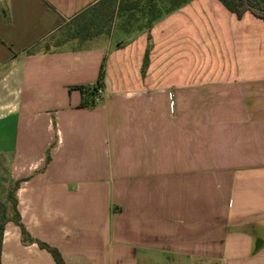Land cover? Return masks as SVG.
Returning a JSON list of instances; mask_svg holds the SVG:
<instances>
[{
  "label": "crops",
  "instance_id": "1",
  "mask_svg": "<svg viewBox=\"0 0 264 264\" xmlns=\"http://www.w3.org/2000/svg\"><path fill=\"white\" fill-rule=\"evenodd\" d=\"M100 1L0 0L19 222L65 264H264V21L190 0L148 29L80 23ZM3 235L2 264H56L13 222Z\"/></svg>",
  "mask_w": 264,
  "mask_h": 264
},
{
  "label": "trees",
  "instance_id": "2",
  "mask_svg": "<svg viewBox=\"0 0 264 264\" xmlns=\"http://www.w3.org/2000/svg\"><path fill=\"white\" fill-rule=\"evenodd\" d=\"M190 0H119L116 6V13L119 15L123 21L131 24H136L138 28L148 29L152 22L162 18L168 13L178 9ZM222 5L232 12L237 18H240L245 12H249L257 18L264 21V0H219ZM108 0H106V3ZM106 4L105 0L98 2L97 4L90 7L93 10L95 7H99L102 4ZM108 5H104L106 7ZM89 11V10H88ZM85 13V12H84ZM84 15V14H83ZM89 19L88 17H84ZM82 16V21L84 20ZM148 40L150 39L149 34H147ZM150 43L148 42L144 57L142 60L141 72L144 73L146 66L148 64V52ZM103 79V63L100 67L98 79L96 83L91 85H81L78 87L82 93L83 99L82 103L88 106H93L97 102L94 99L95 92L97 88L102 87ZM8 200L12 203L15 210V215L13 217H8L5 213L2 203H0V264L1 263V250L3 234L6 224L11 221L18 225L20 228L21 242L22 243H36L38 247L47 250L56 264H65L60 256L59 251L44 242L32 239L29 237L28 233L25 231L22 224L19 222V214L16 210V199L13 194H9Z\"/></svg>",
  "mask_w": 264,
  "mask_h": 264
},
{
  "label": "rangeland",
  "instance_id": "3",
  "mask_svg": "<svg viewBox=\"0 0 264 264\" xmlns=\"http://www.w3.org/2000/svg\"><path fill=\"white\" fill-rule=\"evenodd\" d=\"M118 2L119 0H108V2L105 4L108 6L103 7L101 10L98 9V12L96 15L86 16L89 19L84 18V20L80 23L87 24L88 22H93V25L95 28H98L99 26H101V27H104V29L106 30H109L112 25L116 27L117 23H121L122 21V18L116 13V6ZM115 20H117L118 22L117 21L115 22ZM68 24H69L68 27L70 30L64 33L65 36H70L73 34V31H72L73 22L70 21ZM111 39L113 42H115L117 39L116 34L112 35ZM2 179H3L2 181L5 184H3V182H0V203H2L6 215L8 217H13L15 215V210L13 208L12 203L8 200L10 193L14 195L13 186L12 185L8 186V184H6L8 183L6 177ZM3 238L7 241V235L5 236L3 235ZM23 244H28V243H23ZM8 247H9V243H6V245L3 248L7 251ZM4 260H6L5 263L7 264V260H8L7 254L4 256Z\"/></svg>",
  "mask_w": 264,
  "mask_h": 264
},
{
  "label": "built area",
  "instance_id": "4",
  "mask_svg": "<svg viewBox=\"0 0 264 264\" xmlns=\"http://www.w3.org/2000/svg\"><path fill=\"white\" fill-rule=\"evenodd\" d=\"M94 99L96 102H100L102 100V89L101 88L96 89Z\"/></svg>",
  "mask_w": 264,
  "mask_h": 264
}]
</instances>
